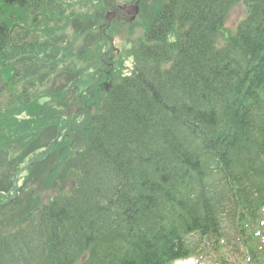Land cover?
<instances>
[{
    "label": "trees",
    "instance_id": "16d2710c",
    "mask_svg": "<svg viewBox=\"0 0 264 264\" xmlns=\"http://www.w3.org/2000/svg\"><path fill=\"white\" fill-rule=\"evenodd\" d=\"M242 1L250 15L219 48V31ZM74 11L65 0H0V192L28 195L2 190L20 147H48L55 134L48 125L61 119L56 108L70 103L55 94V84L64 90L71 81L59 67L66 46L56 34L72 44L79 23L85 40L94 33ZM144 37L131 76L97 97L94 114L74 129L83 153H69L68 142L52 147L60 159L59 176L46 175L51 201L0 198V264H161L186 252L180 245L190 230L216 237L226 190L233 215L253 213V192L264 201L255 179L264 170V0H170L149 18ZM77 57L86 59L70 54V62ZM55 58L51 93L35 92L36 67ZM21 112L32 119L18 123L13 114ZM22 219L23 228L6 234Z\"/></svg>",
    "mask_w": 264,
    "mask_h": 264
},
{
    "label": "rangeland",
    "instance_id": "374dc122",
    "mask_svg": "<svg viewBox=\"0 0 264 264\" xmlns=\"http://www.w3.org/2000/svg\"><path fill=\"white\" fill-rule=\"evenodd\" d=\"M98 1H101L102 3V8H100L96 3ZM133 0H69V2H71L72 6H74L73 8L75 9V14L81 19H85L84 21H89L92 23H97L102 25L104 22V14L107 13V11L110 9V7L114 6L115 4H123V3H128L131 2ZM161 0L159 2H155L154 0H143L142 5H140V15L137 18V20L133 23H131L130 25H126L125 23H123L122 21H113L110 29L108 30L111 34V37L114 36V43H115V47H118L121 50V54H119L116 58L117 62L118 60L121 61V65H124L125 67H133L134 61H136L134 59V54H135V48L137 47V45H139L143 40H144V36H145V27L146 24L145 22H147V20L149 18H151V13L153 11L156 10V8L160 5ZM97 5V6H96ZM99 9V10H98ZM98 10V11H95ZM91 16H89V18L85 17L86 14L83 13H87ZM64 12H62L63 14ZM248 14V6L244 3L238 5L234 11L231 13V15L229 16L226 24H225V30L224 33L221 35V42L224 43V40L226 39V37L232 33L235 28L236 25L247 16ZM64 15H62L63 18ZM69 17V15H68ZM65 17L63 18V20L61 19V21H63V24L65 23ZM123 23V24H121ZM82 23H79V28H78V37L74 38V42L72 44H67L66 43V36L64 35H58L57 36V40L61 42V46H66L65 47V54L64 56H61V60L64 61L65 63L60 67L67 69V71H69V73L71 74V76L69 77V79L72 80L76 78V77H80L78 75L89 77V75H93V71L95 70V65L96 62L100 61V59H95V54L91 53V49L95 50V46L96 44H98V33H93L90 37V41L89 40H85V38L88 36L86 34V32H83L80 30L83 29L84 27H82ZM111 30V31H110ZM69 34V31L67 32ZM69 36H74L72 35V32L69 34ZM55 39V40H56ZM50 43H54L53 41H50ZM49 43V44H50ZM101 43V42H100ZM50 46V45H49ZM102 48H105L103 46L100 45V50ZM109 51V48H105L104 51ZM70 54L73 55L74 57H76L77 55L81 56V55H85L86 59L85 61H81V59H72V63L69 60ZM76 55V56H75ZM57 60V58H55L52 61ZM51 61V62H52ZM75 63V64H73ZM69 65H72L75 67V71H70L69 70ZM101 64H98L97 67H100ZM115 65V67L113 68L111 74L109 75L110 78H107V74H105V78L103 83H106V80L112 81L113 79L117 78V74H120V68H117ZM123 72V71H122ZM46 75V73H44ZM43 74V75H44ZM99 77H95L94 80L97 81ZM73 83V82H71ZM53 85V82L47 83V88L44 91V94H48L51 93V87ZM104 93V92H103ZM103 93L101 94L100 92H98V94L96 93L94 100H90L91 102H95V99L97 97H101L103 95ZM66 98H68V95L66 96ZM45 101L47 100V97L43 98L42 103H45ZM59 102H56L55 106H58ZM59 111L62 110V108L57 109ZM63 113V112H62ZM61 113V114H62ZM71 126H68V129H70ZM40 151L43 153V150H25V151H21L19 153L18 157L20 162H19V173L21 176V180H23V176H27V173L24 174L25 170L22 171L21 173V168L28 166L30 160H32V156H30L33 152H38L40 153ZM27 160L26 162H23L24 164L21 166V163L23 160ZM29 167V166H28ZM37 173L33 172V175H36ZM42 175L37 174V176H31V179H37L40 178ZM7 184H11V182H7ZM34 185H39V184H34ZM47 184L44 183V194L45 196L48 198H51L53 195H51L52 190L53 189H49L46 187ZM51 195V196H50Z\"/></svg>",
    "mask_w": 264,
    "mask_h": 264
},
{
    "label": "bare ground",
    "instance_id": "6f19581e",
    "mask_svg": "<svg viewBox=\"0 0 264 264\" xmlns=\"http://www.w3.org/2000/svg\"><path fill=\"white\" fill-rule=\"evenodd\" d=\"M80 154H82V151H80ZM27 176H23V178H26ZM9 183L11 182V180L9 179V181H8ZM11 183H13V182H11ZM26 183H28V181H25V184ZM7 188H11V186H8V185H5V187H3L2 188V190H6ZM13 189V188H12ZM79 202V201H78ZM56 237H57V239H59L60 238V235L57 233L56 234ZM62 237V236H61ZM62 245H65V244H62Z\"/></svg>",
    "mask_w": 264,
    "mask_h": 264
}]
</instances>
